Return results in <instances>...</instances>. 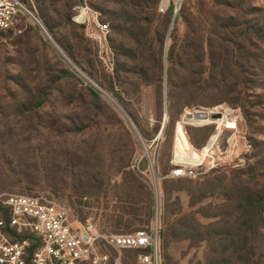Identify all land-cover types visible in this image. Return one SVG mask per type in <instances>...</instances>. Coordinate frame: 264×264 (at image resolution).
I'll return each instance as SVG.
<instances>
[{"label": "rangeland", "instance_id": "1", "mask_svg": "<svg viewBox=\"0 0 264 264\" xmlns=\"http://www.w3.org/2000/svg\"><path fill=\"white\" fill-rule=\"evenodd\" d=\"M53 1L49 24L36 0L29 4L52 40L24 16L11 32L0 35V196L54 198L74 220H89L104 235L136 232L137 225L128 229L127 223L147 221L151 211L147 231L155 201L131 168L141 150L138 133L152 141L164 128L161 172L167 174L179 124L187 123L188 142L198 149L201 140L222 129L224 154L218 168L197 180L168 179L162 185V264H211L222 243L179 240L164 248L167 199L171 192V203L184 215H195L205 236H213L237 219L230 210L237 206L232 199L239 186L264 192V169L255 147L264 144V37L257 32L264 0H170L179 11L187 3V10L178 24L167 27L163 70L154 67L147 82L134 74L115 78L118 42L111 28H102L109 23L97 11L115 5L107 0ZM173 32L181 42L173 80L183 114L171 122L179 106L176 101L171 111L167 99L166 57ZM197 113L216 115L201 123L188 119ZM223 117L228 122L219 121ZM81 172L94 188L77 181ZM99 247L113 256L102 243ZM257 253L256 264H264ZM139 255L127 251L122 263L141 264Z\"/></svg>", "mask_w": 264, "mask_h": 264}, {"label": "built area", "instance_id": "2", "mask_svg": "<svg viewBox=\"0 0 264 264\" xmlns=\"http://www.w3.org/2000/svg\"><path fill=\"white\" fill-rule=\"evenodd\" d=\"M32 2L33 0H28ZM24 0H0V33L12 29L21 16L29 18L41 33L52 40L43 20ZM172 2L162 0L159 12L166 14ZM179 7L175 5V14ZM79 21H83L82 18ZM109 30L108 25L102 26ZM198 114H192L198 119ZM206 114L211 119L215 113ZM224 118V117H223ZM228 121V120H227ZM176 133L172 169L161 172L162 131L152 140L138 133L141 146L132 164L133 172L148 186L154 201V219L150 230L127 234H101L89 220H74L69 209L45 195L0 196V264H123L127 251H139L141 264H162L161 198L162 185L168 179H199L221 165L219 146L222 129L204 148L190 146L185 125ZM235 128V125H234ZM233 128V129H234ZM228 129V128H226ZM112 251H100L99 245Z\"/></svg>", "mask_w": 264, "mask_h": 264}, {"label": "trees", "instance_id": "3", "mask_svg": "<svg viewBox=\"0 0 264 264\" xmlns=\"http://www.w3.org/2000/svg\"><path fill=\"white\" fill-rule=\"evenodd\" d=\"M27 3L28 0H24ZM41 6V14L49 24L50 11L55 5L56 1L50 0H36ZM107 2L115 5L117 8L98 7L97 11L106 17L104 23H109L108 28H111L112 34L117 39L115 46V54L118 58L116 64L115 78L120 80L125 74L127 78L129 74L139 76L145 82L151 80L148 74L157 68L159 72L163 70V62L166 48V29L172 23L178 24L181 18L185 15L186 6L178 11L175 15V5L171 4L170 10L166 14L158 12L159 0H107ZM188 3H191L189 0ZM30 4V3H29ZM64 4V3H63ZM52 33H55L56 27L51 26ZM163 29V32L159 30ZM6 32H11L9 29ZM6 32H1L4 34ZM261 36L264 37V20L257 30ZM171 44L167 52L168 63V78H169V92H168V107L171 111L175 108L176 101L178 102L177 117H171V122H174L183 114V107L180 104L181 100L177 94L178 86H176L173 76L177 71L176 64L180 61V38L177 32H173L170 36ZM152 61L155 66L149 65ZM161 77V76H160ZM160 81V80H159ZM111 89H114L112 87ZM92 100L98 102V95L92 90H87ZM45 102H41L40 106ZM39 106V107H40ZM212 140V137L199 142L200 148L207 146ZM257 156L259 157L260 168L264 169V144H259ZM86 173L81 172L79 180L81 184H88L94 188V182L83 178ZM76 179V175H75ZM197 180V179H195ZM93 183H92V182ZM244 186V185H243ZM167 199V205L164 216V248L167 250L169 245L173 242L197 240L198 242L219 244L223 246L218 255L212 260L211 264H256L254 258L257 252L264 260V192H256L250 188H241L239 186L236 196L232 201L236 203L232 211L236 216L234 224L228 225L226 228L214 234L205 236L203 233L204 227L196 219L195 215H184L182 209L171 203L172 196ZM196 204V203H195ZM232 214V213H231ZM152 212H149L148 220L131 219L127 223L128 229L136 226L134 231L144 230L149 226ZM122 223L119 224L121 226ZM228 246H225L226 243ZM260 262V263H261Z\"/></svg>", "mask_w": 264, "mask_h": 264}, {"label": "bare ground", "instance_id": "4", "mask_svg": "<svg viewBox=\"0 0 264 264\" xmlns=\"http://www.w3.org/2000/svg\"><path fill=\"white\" fill-rule=\"evenodd\" d=\"M226 116V115H225ZM206 121H210V119L206 118V117H203V118H200V119H196L195 120V123H201V122H206ZM219 121H225V122H228L227 119L224 117L222 120H219ZM229 129V128H228Z\"/></svg>", "mask_w": 264, "mask_h": 264}, {"label": "water", "instance_id": "5", "mask_svg": "<svg viewBox=\"0 0 264 264\" xmlns=\"http://www.w3.org/2000/svg\"><path fill=\"white\" fill-rule=\"evenodd\" d=\"M175 15H177V13ZM197 117H198V119H200V118L207 117V116H206V114L201 113V114H198ZM193 118H194V116L192 114L188 115V119L192 120Z\"/></svg>", "mask_w": 264, "mask_h": 264}]
</instances>
